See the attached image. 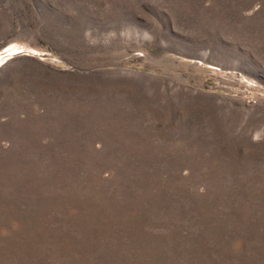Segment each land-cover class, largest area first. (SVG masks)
I'll return each instance as SVG.
<instances>
[{
	"label": "rangeland",
	"instance_id": "1",
	"mask_svg": "<svg viewBox=\"0 0 264 264\" xmlns=\"http://www.w3.org/2000/svg\"><path fill=\"white\" fill-rule=\"evenodd\" d=\"M0 264H264V0H0Z\"/></svg>",
	"mask_w": 264,
	"mask_h": 264
}]
</instances>
